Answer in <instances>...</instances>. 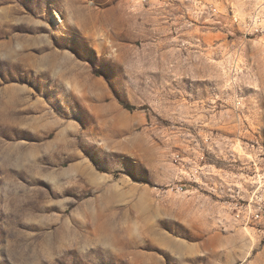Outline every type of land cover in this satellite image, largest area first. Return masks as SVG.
Segmentation results:
<instances>
[{"label":"rangeland","instance_id":"374dc122","mask_svg":"<svg viewBox=\"0 0 264 264\" xmlns=\"http://www.w3.org/2000/svg\"><path fill=\"white\" fill-rule=\"evenodd\" d=\"M0 264H264V0H0Z\"/></svg>","mask_w":264,"mask_h":264},{"label":"built area","instance_id":"2783aa9c","mask_svg":"<svg viewBox=\"0 0 264 264\" xmlns=\"http://www.w3.org/2000/svg\"><path fill=\"white\" fill-rule=\"evenodd\" d=\"M233 220L243 226H248L250 222L261 218L260 211H252L248 206L235 204L233 207Z\"/></svg>","mask_w":264,"mask_h":264},{"label":"snow or ice","instance_id":"6c2138e0","mask_svg":"<svg viewBox=\"0 0 264 264\" xmlns=\"http://www.w3.org/2000/svg\"><path fill=\"white\" fill-rule=\"evenodd\" d=\"M116 162L119 163L120 161L117 159Z\"/></svg>","mask_w":264,"mask_h":264}]
</instances>
